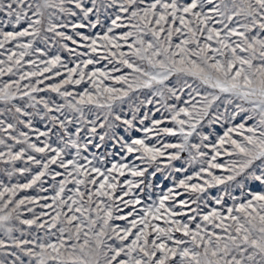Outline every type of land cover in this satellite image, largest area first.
Segmentation results:
<instances>
[{"label":"snow or ice","instance_id":"1","mask_svg":"<svg viewBox=\"0 0 264 264\" xmlns=\"http://www.w3.org/2000/svg\"><path fill=\"white\" fill-rule=\"evenodd\" d=\"M0 264H264V0H0Z\"/></svg>","mask_w":264,"mask_h":264}]
</instances>
